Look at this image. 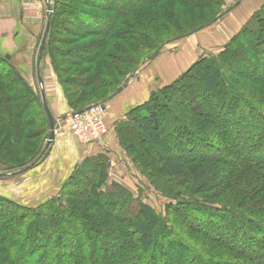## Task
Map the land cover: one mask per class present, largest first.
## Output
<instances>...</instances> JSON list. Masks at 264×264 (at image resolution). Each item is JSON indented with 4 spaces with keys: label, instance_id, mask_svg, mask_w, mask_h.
I'll use <instances>...</instances> for the list:
<instances>
[{
    "label": "trees",
    "instance_id": "obj_1",
    "mask_svg": "<svg viewBox=\"0 0 264 264\" xmlns=\"http://www.w3.org/2000/svg\"><path fill=\"white\" fill-rule=\"evenodd\" d=\"M64 1L81 2L80 0H78L79 2L77 0H53L50 19L47 18L49 29L45 43L50 45L55 36V21L58 20L57 16L60 15V10H64L63 15L68 13L70 20L74 16L73 18L79 20L82 26L85 25V32L89 33L85 34L86 37L87 35L90 37L97 36L102 39L94 41V44L91 43L94 45L90 50L92 52L88 57L85 55L84 60V63L88 65L99 64V69L93 72L95 73L93 78L89 77L87 81L76 84L74 92L66 88V83L57 67L58 62L53 59L51 62L53 74H55L58 86L62 89L69 109L71 112H81L88 106L82 107V109L74 108V103L70 99L71 94L76 95L75 102L78 100L80 102L83 95L82 92H79L82 91L81 89L86 90L91 85L101 87L107 85V88L115 85L118 78L123 75V73L117 72L120 71L119 64L121 66L133 62L128 50L138 53L145 48L151 50L153 48V51L157 52L165 44L154 47L152 40H149L148 37L130 34V30L112 33L125 12L124 8H127L129 3H126L127 7L118 9L114 1L106 0L111 7H115L116 12L112 8L111 11L114 14L108 18L111 22L105 31L94 32L95 20L87 15L84 16V14L77 16L75 13L71 16L68 7L62 9ZM177 1L180 2V0ZM195 1H197L196 3L208 4L212 0ZM213 1L216 3L217 0ZM240 1L236 0V4L222 10L213 20H209L194 30L173 39L180 40V38L194 35V33L207 28L215 20L221 19L222 16L237 7ZM144 3L149 5L152 2L151 0H136L130 5L140 7ZM107 4L104 3V5ZM90 5L87 4L86 6L100 8L96 4ZM100 9L104 10V8ZM251 20H254V23L243 27L235 37L231 38L220 49L217 57L214 55L204 57L192 67V70L195 68L201 70L199 83L205 104L213 97L217 100L219 98L211 109L205 106L203 102L198 110V116L213 127L210 134L196 135L186 124L179 123L177 118L170 119L163 114L162 109H164L165 103L160 102V98L167 101L165 93L175 88L177 82L165 89H160L149 103L139 105L128 112V120H132L130 123L120 122L121 124H116L121 126L120 128L116 126L118 132L125 129L128 131L136 130L145 139L158 145H161L165 135L176 136L178 139L177 148L181 149V156L184 155L186 158L189 157L186 154L193 153L195 143H199L200 147L206 146L208 151L203 154L200 153L198 157L188 161L181 160L182 157L178 158L179 160H170L160 167V171L166 176L180 175L183 172L184 163L214 162L217 170H224L223 178L220 181L216 180L220 184V190L236 198L233 204L228 206V203L224 201H208L190 195L185 198L171 196L172 202L166 208L165 217L156 215L148 205H139L134 215H127L125 212L123 214L122 211L132 202L131 195L120 186H116L112 192L101 191L100 187L105 182V174L102 171L98 185H90L86 194L89 197V202L95 205L97 211L99 209L104 210L105 215H109V218L116 223L113 225L103 215L105 220L102 221L101 216H96V211L79 210L81 207L76 208L75 205H69L65 200V205H63L60 203L62 201L60 196L57 197L56 202L54 200L45 201L35 208L24 207L15 201L0 197V264H108L104 258L101 259L95 255V252L106 247L100 241L98 234L93 231V228L95 230L105 228L112 232L115 227H118L115 230L120 233V240L123 244V246L118 247L119 252L116 259L119 264H206V261L199 254L201 252L199 248L204 247V244L211 253L215 250L219 252L216 254L217 258L221 257L215 261L210 260V264H264V200L257 207H250L254 197L264 192V108L260 107V104H264V92L262 93L263 98L254 101L230 83L231 77L235 76L248 80L250 83L264 86L263 70H261L262 73L256 75L253 74L255 72H251L254 69H264V3L253 14ZM125 27L130 29L129 26L125 25ZM86 37L79 36L77 32L73 39L78 41L80 38L85 39ZM244 37L251 44V47L244 51V56L238 55L236 57L237 54H235L237 60L227 62L226 58L234 54V51H238V41ZM106 39L112 42L114 40L122 41L126 45L121 47L118 44H106ZM256 55H258V59H255L253 64L250 62L246 65V58ZM81 61L82 59H74L70 63L73 65L81 63ZM9 62L4 60V56L0 54V92L2 91L0 103L6 104V106L0 104V121L2 125L14 123L16 130L13 132H17V135L14 134L16 136L14 138V136L6 134L0 144V150L11 146L12 138L17 140L13 145L15 149L18 148V144L21 145L25 141L26 137L21 134L20 125L29 122L30 119H27V116L31 115L29 109L31 103L36 104L35 107L38 109V113L40 112L39 114L44 113L32 89L23 84L22 76ZM124 83L125 79L120 82L117 90L113 91L109 97L107 96L96 103H107L114 94H118L123 89ZM221 87L222 93L216 92V89ZM215 92L218 94L215 95ZM1 113L5 115L1 116ZM33 121L30 123H34ZM18 122L21 123L17 126ZM119 139L122 142L121 136ZM163 151L167 152L165 147ZM40 155L41 151L33 159L37 160ZM21 168L25 169V165ZM2 171L0 177H8V175L10 177L12 173L18 172L11 173L9 171L12 170L8 169ZM7 172L9 174H6ZM203 181L207 187L213 186L215 183L214 179L209 178ZM197 192L199 193V190ZM83 196V191L80 190L76 193L72 192L67 197L81 198ZM228 199L230 200L229 196ZM84 213L89 217V225L84 223L81 217L82 215L85 216ZM73 220L78 221L82 226V229L79 230L81 233L75 230ZM177 226L185 234L191 235L192 239L185 238ZM72 227L73 233L69 231ZM128 237H133V242H128ZM71 239H75L72 245L69 241ZM195 243L198 245V250L194 248L197 247ZM181 251L188 253L187 259L181 257ZM166 253L170 254L171 258L168 259Z\"/></svg>",
    "mask_w": 264,
    "mask_h": 264
},
{
    "label": "rangeland",
    "instance_id": "obj_2",
    "mask_svg": "<svg viewBox=\"0 0 264 264\" xmlns=\"http://www.w3.org/2000/svg\"><path fill=\"white\" fill-rule=\"evenodd\" d=\"M80 1L82 3L78 0L77 2L79 3L64 1L62 9L68 7L70 9L69 11L71 16L76 13L77 16L84 14V16L87 15L89 18H93L96 23H93L95 25L93 28L94 32H100L102 30L105 31L108 27V24L111 22L108 18L112 17V14H114L111 11L112 8L113 11L115 10L116 12V9H114L115 7H111L109 2L106 0ZM112 1L116 3L118 9L127 7L126 3H129V6L124 8L125 12L122 14V17H120L121 20L118 21L117 25L112 31L113 34L130 30V34H138L141 37H148L149 40H152L154 47L157 45L160 46L162 44L165 45L157 52L153 51V48L152 50L150 48H145L138 53L128 50V52L131 53L133 62L121 66L119 64L120 71L118 70L117 72L123 73V75L118 78L115 85L109 86L108 88L107 85H104V87L91 85L86 90L81 89L82 91L79 92H82L83 95L81 96L82 100L80 102L79 100L75 102L76 95L71 94L70 99L74 103V108L82 109V107L96 105V102H99V100L102 101L103 98L107 96L109 97L113 91H116L119 87L118 85L123 79H125L123 88L129 83L138 84L144 81L146 78L149 80L151 79L154 81V83L157 81V79H159L158 85L160 87L158 86L156 88L154 85L147 87L148 93L146 96V101H144L142 104L147 102L149 103L155 93H158L160 89H165L174 83L176 84L177 82L175 88H172L171 90H168L167 93H165V97L168 99L167 101L160 98V102L165 103V107L162 109L163 114L170 119L173 117L175 119L177 118L179 123L182 125L186 124L191 128V130L195 132L196 135L204 136L210 134L213 127L208 125L206 120H203L202 117L198 116V110L199 107L203 105V102L205 106L211 109L212 105L218 101L219 98L217 100V98L215 99L213 97L207 104H205V98H203L204 95L201 92V84L199 83L201 70L200 68H195V70H192V67L195 65V63H198L199 60L204 59V57H209L211 55L217 57L219 55L220 49L223 48L227 41L224 40L225 43H223L222 46L219 45L218 48H210L209 51L204 50L206 53H209L204 56L202 53L204 46L200 45V43L196 41V38L198 35L202 39L203 37L215 36L214 31L217 32L216 30L218 29V37H229L228 41H230V39L235 37L243 27L250 26L249 24L254 23V20H251V18L253 14L260 8V6H256L254 0H241L239 4L243 2L242 8H238V4L237 7L232 9L226 15L222 16L221 19L215 20L212 24L208 25L207 28L194 33V35L180 38V40H175L173 38L179 37L184 33H188L201 24L208 22L209 20H213V18H215V16L222 10H226L236 4V0H217L216 3L212 0L211 2H208V4L196 3L197 1L195 0H180V2L177 0H151L152 3L149 5L144 3L145 5L143 4L140 7L130 5L131 3L136 2V0ZM47 2L52 7L53 0H47ZM104 3L108 4L104 5ZM87 4L89 6H91L90 4H96L100 8H104V10L86 6ZM244 7L247 8L245 13H243ZM247 11L248 14L246 13ZM63 12L64 10H60V15L57 16L58 20L55 21V36L53 37L50 45H47L46 43L44 44L46 47L41 53L40 58H38V51L40 48V42L45 34V26L47 24L48 18L47 8L46 10L44 9L45 19L41 26L42 33L37 38V41L33 47H23L22 50V48L20 49L14 46L9 47L6 51L21 52L20 56H16V61L19 59H21V61H29L30 59L32 64L36 65V70L39 69V65H41V63L44 64L47 61L48 65L50 64L51 67L52 59L55 60V62L57 61V67L62 74L63 81L66 83V88L74 92L75 87L77 86L76 84H81V81H87L89 77L93 78V74H95L93 72L99 69V64L95 63V65H88L84 63V60L86 56H90V53L92 52L90 50L94 46L92 45L94 44V41L102 39L98 38L97 36L90 37L87 35L86 37L85 34L89 33L85 32V25L82 26L79 20L73 18L74 16H72L70 20L69 14L67 13L63 15ZM137 21L140 23L136 24L135 22ZM124 24L129 26L130 29H127ZM75 25H77V29ZM223 30H226V32L223 33ZM77 32L79 36H85L86 38H80L78 41L74 40L73 38ZM230 32H232V35ZM10 39L12 38L10 37ZM238 42V51H234V54L228 56L226 58L227 62H234L237 60L236 57H238V55L244 56V51L251 47V44L245 39V37L241 38ZM16 43L20 42L16 40ZM105 43H109L110 45L112 43L114 45L118 44L121 47L126 45V43L124 44L122 41L119 42L114 40L112 42L111 40L108 41L107 39ZM111 53H113V51H111ZM235 54H237L236 57ZM74 59H82V61L81 63L72 65L70 62ZM255 59H258V55L247 57L246 65L250 62L253 64ZM4 60H6L5 57ZM6 61H10L9 63H11L17 71L19 70L17 67H15L16 65H14L15 63L13 60ZM261 70H263L264 73V69L260 68L256 70L254 69L251 72H255L253 74L256 75L262 73ZM37 73L38 71L36 72V75ZM31 75L32 76L28 80L22 76L23 84L28 86L30 89L33 88L32 92L36 100L38 98L39 106L43 108V103L38 92L39 90L37 89L38 75H35L34 68L31 71ZM230 83L238 88L241 93L254 101H258L263 98V85L259 86L254 83H250L248 80H245L241 77L238 78L235 76L231 77ZM4 90L8 92L6 88H4ZM217 91L222 93V87L217 88L216 92ZM216 92L215 95L218 94ZM0 93H2V91ZM62 96L64 98L63 92ZM64 101L66 102L65 98ZM0 104L6 106V104ZM35 106L36 104L33 105L32 103L29 105V109L31 111V115L29 117L27 116V119H30L28 120L29 122L24 123V125H20L21 122L16 124L17 126L20 125L22 129L21 134L23 137H26L25 141H23L21 145L18 144L17 149L13 147V145L17 142V140L14 139L16 138L14 134L17 135V132H13L16 130V126L12 122L8 125H2L0 121V144L3 142L6 134L14 136L10 143L11 146L9 145L7 148L5 147L0 150V173L3 172L2 170L4 169L12 170L9 171L12 173L23 170L24 168H21V166L25 165V168L32 166L20 175H14L12 173L10 177L9 175L8 177H0V197L15 201L24 207L28 206L35 208L36 206L42 205V203L45 201H55L57 197L60 196L62 200L60 203L63 205H65V200L69 205H75L76 208L81 207L79 210L85 209L87 212L88 210L96 211V216H101L103 221L105 220L103 216H106L105 211L101 209L97 211L95 205L89 202V197L86 194L90 185H98V181L101 179L100 172L102 171L105 174V182L103 186L100 187L101 191L112 192L116 189V186H120L126 190V193L131 195L132 202L128 204V206H126V208L122 211L123 214L125 212L127 215H134L139 205H148L156 215L165 217L166 208L172 202V200H170L171 196H181L185 198L190 195L197 199L201 198L208 201L220 200L227 202L228 206L233 204V201L236 200V198H234V196L232 197L231 194L220 190V184L218 181L223 178L224 170H217L216 164L214 162H193L191 164L184 163V169L180 175L166 176L162 173V171H160V167L170 160H177L178 158L182 157L181 160L188 161L191 158L198 157L200 153L203 154L204 152L208 151V149L205 148L206 146L200 147L201 145L199 143H195L192 151L193 153L186 154L189 156L186 158L184 155L181 156V149L177 148L178 139L176 136L172 137L171 135H165L161 145H158L157 143H152L145 139L140 134V132H137L136 130L128 131L125 129L120 130V132L116 130V126L118 124L125 122L130 123L132 120H125L124 122L117 123V125L114 126L113 135L110 139L111 142L106 143L108 145L106 151L99 152L97 150L94 153V151H90L89 146L96 144H83V147L88 148L85 154L84 150H80V147L82 146L76 143L74 145L77 146L74 148L71 147L70 150H72L73 153H75V151H80L81 158H73V155L69 151L68 155L72 156H69V158L66 160L70 161L65 162V165L59 167L56 162L61 160V155L60 153L56 154L55 151L58 149V147L54 144V140L57 139V135H54L52 143L46 148V141L50 134L49 127L47 125L48 119L45 116V113L39 114L40 112L38 113V109ZM260 107L264 108V104H260ZM41 108L39 107L40 111ZM135 108H137V106L130 108L128 112ZM69 111L71 112V110ZM3 115L5 114L1 113V116ZM30 121H33L34 123H30ZM61 122H59L57 126L60 125L61 129L64 131V136L70 137V131ZM120 127V125L117 126V128ZM119 136L122 137V142L120 141L121 139H119ZM164 147L167 152L163 151ZM174 148H176V150L173 151ZM40 151V157H36L37 160L33 159L37 154H40ZM67 163H70L69 167ZM49 170L52 172V177L59 181L55 182L53 180L54 182L51 183L53 184V187L58 185V188L55 191L54 189H52V191H46L45 189L46 185H48L45 182L50 178V174L48 172ZM9 172L6 174H9ZM45 172L48 173L45 174ZM39 173H42V175H39ZM62 178L65 179L64 182L60 181ZM208 178L215 180L213 186H205L206 183L203 180ZM217 179L218 181H216ZM80 190L83 191V197H67L70 196L72 192L76 193ZM197 190H199V193ZM228 196L230 200L228 199ZM253 200L254 201L250 207L259 206L262 203L261 201L264 200V192L256 195ZM81 217L83 218L84 223L86 222L88 225L90 224L87 214H85V216L82 215ZM106 217L109 219L111 225L116 224L111 220V218H109V215ZM73 222L75 223V230L79 233V230L82 229V226L76 220H73ZM116 228L118 227H115V229ZM177 228L180 227L177 226ZM115 229L111 232L107 231L105 228H100V230H95L93 228V231L98 234L100 241L106 247L102 249L104 251L100 250L95 252V255L99 256L101 259L104 258L108 264H119L118 260L116 259L119 252L118 247L123 246L120 240V233H118V231ZM69 231L73 233V227ZM180 231L185 238L192 239V236L188 235L187 233L185 234L181 228ZM128 238V242H133V237ZM69 241L72 245V243L75 242V239H71ZM196 246L197 247L194 248L198 250V245L196 244ZM199 249L201 252H197L200 254V256H202L203 260L206 261V264H210L212 260L215 261V259H221V257H216V254L219 253L217 250L211 253L205 244L204 247L201 246ZM180 254L181 257L187 259V252L181 251ZM169 256L170 254L168 255V253H166V257H168V259L171 258V256Z\"/></svg>",
    "mask_w": 264,
    "mask_h": 264
},
{
    "label": "crops",
    "instance_id": "obj_3",
    "mask_svg": "<svg viewBox=\"0 0 264 264\" xmlns=\"http://www.w3.org/2000/svg\"><path fill=\"white\" fill-rule=\"evenodd\" d=\"M254 3L259 7L264 3V0H254ZM48 4L49 3L47 2V0H0V53L2 56H8V60H13L15 63L14 65H16L15 67H17L19 69V73H21L20 75L23 76V78L25 77L27 80L32 76L31 71L33 68L35 75L38 71V76H36L38 77L37 89L39 91H37L39 92L40 99L41 92H44L45 103H47L48 109L52 117H54L55 124L57 123L56 125H58V123L61 122L62 118L70 112V109L68 108V104L64 101L61 88H59L56 84L55 74H53L50 64L48 65L47 61L44 64L41 63V65H39V69L36 70V65H33L30 59L29 61H21V59L16 61V56H20L21 52L6 51L9 47L14 46H16V48H22V50L23 47H33V45L37 41V38L42 33L41 26L45 19L44 9L46 10ZM242 7L243 2L239 4L238 8ZM245 10H247L246 7H244V11L242 10L243 13H245ZM246 13L248 14V11ZM216 31L218 32V29ZM217 32L214 31L215 36L203 37V39L200 38L199 35L197 36L196 41H198L200 45L204 46L202 49V53L204 56L209 54L206 53V51H209L210 48H218L219 45L222 46L223 43H225L224 40L228 42L229 37H218ZM224 32H226V30H223V33ZM230 34L232 35V32H230ZM10 37L12 39H10ZM16 40H18L20 43H16ZM158 84L159 79H157V81L154 83V81H152L151 79L149 80L148 78H146L144 81L138 84H127L120 93L115 94L113 97H111L110 100L104 104L106 109L109 133L104 137L102 141H100L96 145L89 146L90 151H94V153L97 150L99 152L106 151V148H108V145L106 143L111 142L110 139L113 135L114 126L117 123L124 122L125 120L127 121L129 119L127 112L130 108L136 106L138 107L144 101H146V96L148 93L147 87H151L154 85L157 88L159 86ZM63 132L64 131L61 129L60 125L57 128V132L55 130L57 139L54 140V144L58 147L55 152L56 154L60 153L61 155V160L59 162H56L59 167L65 165V162L70 161L66 160L67 158H69V156L73 155V158L75 159L81 158L80 151H75V153H73L72 150H70L71 147L74 148L77 145H74L76 143L73 142L71 137L64 136ZM87 149V147H80V150H84L85 154ZM69 151L72 155H68ZM69 165L70 163L68 164V167ZM48 172L50 174V178L45 182L46 184H48L46 185L45 189L46 191H52V189H54L55 191L58 188V185L56 187H53V184L51 183H53L54 181L57 182L58 180L52 177V172L50 170ZM48 172H45V174ZM39 175H42V173H39ZM64 178H62L60 181L64 182Z\"/></svg>",
    "mask_w": 264,
    "mask_h": 264
},
{
    "label": "built area",
    "instance_id": "obj_4",
    "mask_svg": "<svg viewBox=\"0 0 264 264\" xmlns=\"http://www.w3.org/2000/svg\"><path fill=\"white\" fill-rule=\"evenodd\" d=\"M62 123L70 131L71 139L78 145L97 144L109 133L104 104L96 103L81 112H69Z\"/></svg>",
    "mask_w": 264,
    "mask_h": 264
},
{
    "label": "water",
    "instance_id": "obj_5",
    "mask_svg": "<svg viewBox=\"0 0 264 264\" xmlns=\"http://www.w3.org/2000/svg\"><path fill=\"white\" fill-rule=\"evenodd\" d=\"M47 17H48V20L50 19V14L52 12V8L51 6L48 4L47 5ZM48 29H49V23L47 22L46 26H45V34L40 42V48H39V51H38V58H40L41 56V53L43 52V50L45 49V40H46V34L48 33ZM6 60H8V56H4ZM41 80V79H40ZM41 101L43 103V110H44V113H45V116L47 117L48 119V127H49V131H50V134H49V137L46 141V148L52 143L53 139H54V135H55V130L58 128L57 125H55V120H54V117H52L49 109H48V106H47V103H45V99H44V92L42 91L41 92ZM32 166H29V167H26L25 169L21 170V171H18L17 173H13L14 175H20L22 173H24L27 169L31 168Z\"/></svg>",
    "mask_w": 264,
    "mask_h": 264
}]
</instances>
